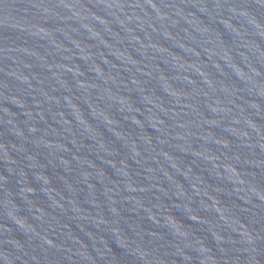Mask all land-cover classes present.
I'll use <instances>...</instances> for the list:
<instances>
[{
    "label": "water",
    "instance_id": "95a60500",
    "mask_svg": "<svg viewBox=\"0 0 264 264\" xmlns=\"http://www.w3.org/2000/svg\"><path fill=\"white\" fill-rule=\"evenodd\" d=\"M0 264H264V0H0Z\"/></svg>",
    "mask_w": 264,
    "mask_h": 264
}]
</instances>
